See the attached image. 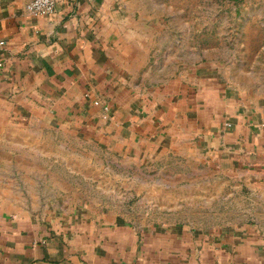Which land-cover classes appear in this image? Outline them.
I'll use <instances>...</instances> for the list:
<instances>
[{
  "label": "crops",
  "instance_id": "obj_1",
  "mask_svg": "<svg viewBox=\"0 0 264 264\" xmlns=\"http://www.w3.org/2000/svg\"><path fill=\"white\" fill-rule=\"evenodd\" d=\"M28 1L0 0V264H264V95L202 65L137 85L145 0ZM199 171L254 221L180 223Z\"/></svg>",
  "mask_w": 264,
  "mask_h": 264
},
{
  "label": "rangeland",
  "instance_id": "obj_2",
  "mask_svg": "<svg viewBox=\"0 0 264 264\" xmlns=\"http://www.w3.org/2000/svg\"><path fill=\"white\" fill-rule=\"evenodd\" d=\"M142 14L138 31L148 38L137 61V85L154 86L202 65L249 96L264 95V0H145ZM193 176L205 183L178 209L180 223L207 231L254 221L262 204L251 188L222 183L218 173ZM208 180L216 187L207 189Z\"/></svg>",
  "mask_w": 264,
  "mask_h": 264
},
{
  "label": "built area",
  "instance_id": "obj_3",
  "mask_svg": "<svg viewBox=\"0 0 264 264\" xmlns=\"http://www.w3.org/2000/svg\"><path fill=\"white\" fill-rule=\"evenodd\" d=\"M57 0H29L25 6L27 12L42 17H51L55 13ZM3 44V41H0Z\"/></svg>",
  "mask_w": 264,
  "mask_h": 264
}]
</instances>
